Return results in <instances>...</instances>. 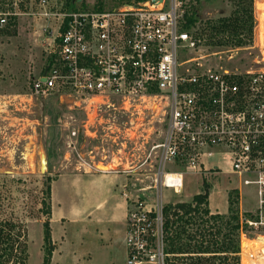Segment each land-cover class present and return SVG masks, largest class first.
<instances>
[{
    "label": "rangeland",
    "instance_id": "374dc122",
    "mask_svg": "<svg viewBox=\"0 0 264 264\" xmlns=\"http://www.w3.org/2000/svg\"><path fill=\"white\" fill-rule=\"evenodd\" d=\"M49 1L50 13L67 11L69 0ZM116 5L114 0H73L75 9L85 11L111 9ZM239 8L238 0H202L193 6L197 22L187 31L200 42L194 51L182 52L181 59H200L186 65V70L190 68V72L197 73L208 68H219L239 73H264V0H252L251 6H248L252 13V24L248 13L243 15L246 22L240 35L232 37L235 40L228 38V45L221 47L209 44L221 23L233 17ZM20 9L26 12L20 27L12 18L6 27L0 28V220H13L27 229V264H42L44 259V222L47 216L43 202L47 201V184L50 182L51 189L56 193L55 200L50 201L55 227V201L57 198L61 200L62 196L67 202L66 194L61 195V189L57 187V180L64 179L66 182L74 175L81 180L87 171L104 172L99 169L101 164L113 166L111 170L115 175L127 178L129 185L123 186L121 194L124 196L126 192L130 196L125 197L129 212L136 210V200L142 202L147 210L157 200L164 206L177 202L190 203L197 192L204 193L207 186L208 208L212 214L222 216L217 226L222 228L223 234H227L232 232L227 224L229 221L234 224L231 222L233 213L236 212L240 219V211H250V205L256 207L254 187H244L241 198L239 191L233 189L235 176L225 171L228 165L220 154H214L204 162L207 166L219 164L225 172L186 174L180 192L162 184L156 175L158 149L154 147L163 141L168 116L161 110L163 105L155 98L129 104L116 96L88 97L68 86L58 87L46 96L32 94L33 82L49 59L51 45L47 42L50 39L51 43L60 32L59 21L50 18L46 25H41L43 20L29 16V12L41 9L38 0H25ZM239 40H242L240 45ZM42 154L47 160L45 171L41 170ZM167 169L181 171V163L168 164ZM143 188H148V191H142ZM73 196L71 192L70 201H75ZM229 198L235 200L233 213L229 212ZM215 204H218L216 208ZM55 208L57 210V206ZM70 218L60 216L63 229H59L61 239L56 245L51 264H111V260L99 250L92 251V259L84 252L86 248L83 250L81 246L91 239L87 231H84L85 236L83 230H75L67 235L65 226L70 223ZM78 219L81 220V217ZM82 221L88 222L87 216ZM203 226L197 219L190 228ZM243 231L246 236H241L239 231L237 238L240 260L242 239H256L264 235V232L247 226ZM55 232L57 235V230ZM218 238L223 240L222 235ZM181 239L183 243L184 237ZM150 248L153 251L157 249L154 244ZM190 249L194 250L193 244ZM234 258H238V255L230 256V264H236ZM254 259L258 260V257L254 255ZM160 260L142 264H162ZM220 261L217 259L215 264H220ZM250 262L247 260L244 263L242 258L240 264ZM119 264H123L121 259Z\"/></svg>",
    "mask_w": 264,
    "mask_h": 264
},
{
    "label": "built area",
    "instance_id": "2783aa9c",
    "mask_svg": "<svg viewBox=\"0 0 264 264\" xmlns=\"http://www.w3.org/2000/svg\"><path fill=\"white\" fill-rule=\"evenodd\" d=\"M200 1L144 0L52 14L50 1L38 0L41 9L29 15L59 21L60 32L48 52L46 74L34 80L32 94L46 96L68 86L88 97L116 96L129 104L155 98L168 116L163 141L154 147L162 184L180 192L186 174L225 172L219 164L204 162L223 155L240 197L243 187L253 186L256 192L255 209L240 211V235L246 236L244 226L264 232V73L184 68L200 59H181L182 52L194 51L200 42L184 28ZM24 2L0 0V28L20 15ZM178 163L181 171L167 169ZM135 206L128 214L126 264L158 259L164 264V205L157 200L147 210L136 200ZM250 258L248 264H257L254 255Z\"/></svg>",
    "mask_w": 264,
    "mask_h": 264
},
{
    "label": "trees",
    "instance_id": "16d2710c",
    "mask_svg": "<svg viewBox=\"0 0 264 264\" xmlns=\"http://www.w3.org/2000/svg\"><path fill=\"white\" fill-rule=\"evenodd\" d=\"M116 6L123 3H133L135 1L144 0H114ZM200 1V0H199ZM239 9L233 14V17L224 20L217 28L214 35L211 36L212 41L209 44L212 46L228 45V38H237L240 31L244 28L246 19L243 15H247L252 24V13L248 6H251L252 0H238ZM102 9V8H98ZM67 10H75L73 0L67 2ZM240 14L241 16L236 17ZM187 23L185 29H190L197 22L196 11H192L191 15L186 16ZM64 29V28H62ZM252 34V31L249 30ZM221 38L216 40L217 37ZM235 38H232L235 40ZM239 45L242 40H239ZM205 185V184H204ZM51 185L47 184L46 197L43 205L45 206V215L47 220L44 222V249L45 255L42 264H51L53 253L56 249L52 240L51 231ZM209 191L208 187H204V193L196 194L192 202H177L169 203L163 207V254L164 264H215L217 259H220V264H230V256L238 255L236 264H240L239 252L240 244L238 235L240 231L239 215L234 212L233 205L235 200L229 198V212L233 213L231 222L227 224L231 227L232 232L223 234L221 227L217 226V222L221 215L212 214L208 208ZM1 208V205H0ZM200 219L204 225L202 228H190L195 224V221ZM210 223H212L210 225ZM193 233L190 234L189 231ZM207 231V233H206ZM237 232V233H236ZM234 233V234H233ZM222 235L223 240L218 237ZM184 237L185 241L181 243ZM237 236V237H236ZM27 229L21 224L13 220H0V264H27L29 259V243ZM191 244L193 249L191 250ZM186 257V258H185ZM237 257V256H236ZM214 260V262H213Z\"/></svg>",
    "mask_w": 264,
    "mask_h": 264
},
{
    "label": "crops",
    "instance_id": "0c3cea01",
    "mask_svg": "<svg viewBox=\"0 0 264 264\" xmlns=\"http://www.w3.org/2000/svg\"><path fill=\"white\" fill-rule=\"evenodd\" d=\"M25 14L26 12L20 10V15L13 18L17 26H21V19H23L22 17ZM28 14H32V12ZM32 17L35 18V20L39 18V20H43L44 23L49 22L38 16ZM43 22H41V25H46V23L44 24ZM53 40L50 43L49 39V42H47L48 45H52ZM47 65L48 62H46L42 71H45ZM228 170L229 169H227V172ZM126 180L127 178L124 179L121 175H115L113 170L104 172L98 170L92 172L87 171L81 180H79L76 175L72 178H67L66 182H64V179L57 180V187L61 189V195L63 193L66 194L67 202H65L62 196L61 200L57 198V201H55L56 203L53 210L54 214H57V222L54 227L51 218L50 223L52 240L55 246L59 245V239H61L60 230L61 228L63 229L62 224L59 222L60 216L66 215L67 217H71L70 223L68 226H65L67 235L70 232L74 233L75 230H83L84 236L86 235L84 231H87V236L90 235L89 238L91 239H88V242L81 247L83 250L86 248L84 252L91 255V259L93 255L92 251L99 250L100 253H104L108 259L111 260V264H116V262L119 264L120 259L123 264H126L129 253L126 245L129 204L125 196L121 194L123 186L129 185ZM71 192H73L76 198L74 199L75 201L69 200ZM198 193L199 192H197V194ZM55 198L56 193L55 190L52 189L51 199L55 200ZM55 206H57V210ZM214 206V208H216L218 204ZM250 206V211H253L255 206ZM60 210H62V212H60ZM66 211L68 213H66ZM60 213L62 214L60 215ZM84 216H87L88 222L82 221ZM79 217H81V220L78 219ZM56 230L57 235L55 234ZM66 238H72V236H66Z\"/></svg>",
    "mask_w": 264,
    "mask_h": 264
},
{
    "label": "bare ground",
    "instance_id": "6f19581e",
    "mask_svg": "<svg viewBox=\"0 0 264 264\" xmlns=\"http://www.w3.org/2000/svg\"><path fill=\"white\" fill-rule=\"evenodd\" d=\"M262 71H264V70H262ZM250 72H256V71H250ZM101 165L102 166H100L99 169H101L103 171H107V170L113 169V166H111V165H107V164H101ZM170 178L171 177L169 176L167 182H170ZM241 247H242V258H243V262L244 263L247 260L251 259L250 258L251 254L255 255L256 257H258V260L256 261L257 264L264 263V254H263L264 253V236H259L256 239H249V238L244 237L242 239Z\"/></svg>",
    "mask_w": 264,
    "mask_h": 264
},
{
    "label": "water",
    "instance_id": "95a60500",
    "mask_svg": "<svg viewBox=\"0 0 264 264\" xmlns=\"http://www.w3.org/2000/svg\"><path fill=\"white\" fill-rule=\"evenodd\" d=\"M79 1H81V0H79ZM153 1H156V0H153ZM46 71H47V68L44 71V75L46 74ZM46 169H47V160L45 158V155L42 154V156H41V170L45 171Z\"/></svg>",
    "mask_w": 264,
    "mask_h": 264
}]
</instances>
